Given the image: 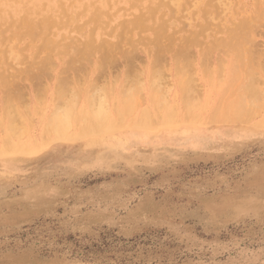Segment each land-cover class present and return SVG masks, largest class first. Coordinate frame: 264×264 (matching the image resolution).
I'll use <instances>...</instances> for the list:
<instances>
[{
	"label": "rangeland",
	"instance_id": "obj_1",
	"mask_svg": "<svg viewBox=\"0 0 264 264\" xmlns=\"http://www.w3.org/2000/svg\"><path fill=\"white\" fill-rule=\"evenodd\" d=\"M0 264H264V0H0Z\"/></svg>",
	"mask_w": 264,
	"mask_h": 264
},
{
	"label": "bare ground",
	"instance_id": "obj_2",
	"mask_svg": "<svg viewBox=\"0 0 264 264\" xmlns=\"http://www.w3.org/2000/svg\"><path fill=\"white\" fill-rule=\"evenodd\" d=\"M10 1V0H9ZM182 46V45H181ZM238 52V51H237ZM236 54V53H235ZM244 54V53H243ZM156 56V55H155ZM129 64V63H128ZM12 86V85H11ZM18 86V85H17ZM17 86H15V87H17ZM14 87V86H13ZM236 87H237V85H236ZM8 88V87H7ZM7 91V90H6ZM11 94H13V93H11ZM20 95V94H19ZM10 108V107H9ZM231 109V108H230ZM73 110V109H72ZM74 111V110H73ZM77 113V112H76ZM83 113V112H82ZM89 113V112H88ZM90 114V113H89ZM91 114H92V112H91ZM76 115V114H75ZM74 115V116H75ZM86 115H87V113H86ZM94 115V118H95V114H93ZM102 115V114H101ZM81 116V118H82V116L83 115H80ZM97 116V115H96ZM73 117V116H72ZM85 117V116H84ZM88 118H90L89 116H87ZM74 118V117H73ZM77 118V117H76ZM78 118H79V116H78ZM100 119H102L101 117H100ZM74 120V119H73ZM87 120V119H86ZM90 120V119H89ZM76 121V120H75ZM79 121V120H78ZM98 121V120H97ZM118 121V120H117ZM70 122H71V120H70ZM89 122V121H88ZM107 122V121H106ZM105 122V123H106ZM119 122V121H118ZM78 123V122H77ZM90 123V122H89ZM92 123V122H91ZM97 123V122H96ZM99 123V122H98ZM60 124V123H59ZM75 124V123H74ZM79 124V123H78ZM82 124V123H81ZM93 124H95V123H93ZM92 124V125H93ZM136 124V123H135ZM151 124V123H150ZM86 125V124H85ZM96 125V124H95ZM136 125H138V124H136ZM140 125V124H139ZM103 126V125H102ZM153 126H154V124H153ZM58 127H59V125H58ZM81 127V126H80ZM116 127V126H115ZM57 128V127H56ZM78 128V127H77ZM87 128V127H86ZM86 128H85V130H86ZM95 128H96V126H95ZM101 128V127H100ZM58 129V128H57ZM49 130V129H48ZM51 131H52V129H50ZM72 130V129H71ZM58 131V130H57ZM90 131V130H89ZM81 132V131H80ZM88 132V131H87ZM10 133V132H9ZM18 133V132H17ZM58 133V132H57ZM94 133H95V131H94ZM67 134V133H66ZM86 134V133H85ZM11 135V134H10ZM62 135V134H61ZM7 136V135H6ZM13 136V135H12ZM19 136V135H18ZM57 136V135H56ZM65 136V135H64ZM9 137V136H8ZM19 138V137H18ZM10 139V138H9ZM19 140V139H18ZM13 143V142H12ZM13 146V145H12ZM17 147V146H16ZM15 149V148H14ZM16 150V149H15ZM11 151V150H10ZM6 153H8V152H6ZM12 153V152H11ZM15 153V152H14ZM4 154V153H3Z\"/></svg>",
	"mask_w": 264,
	"mask_h": 264
}]
</instances>
